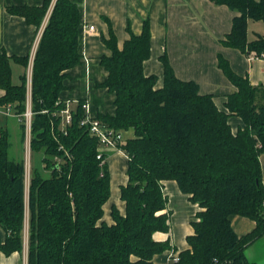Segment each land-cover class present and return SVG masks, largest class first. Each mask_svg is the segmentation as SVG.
<instances>
[{"label":"trees","instance_id":"trees-1","mask_svg":"<svg viewBox=\"0 0 264 264\" xmlns=\"http://www.w3.org/2000/svg\"><path fill=\"white\" fill-rule=\"evenodd\" d=\"M210 1L238 12L220 42L246 55H262L264 35L248 40L247 22H264V0ZM46 6L9 10L37 26ZM79 25L77 5L56 0L33 58L30 150L37 161L31 163L28 185L27 264H154L155 255L177 251L169 238H154L170 230L163 191L167 180H175L200 208L191 221L193 232L186 236L187 248L177 251L179 258L171 264H255L245 249L264 234V84H252L220 56L218 66L235 86L221 110L195 81L176 77L165 59L161 81L144 73L147 28L122 48L111 34V54L100 58L107 75L98 85L113 93L115 108L94 117L124 132L117 147L127 156V180L120 186L124 210L112 204L107 222V154L97 158L101 142L81 124L85 101L73 102L70 122L62 123L60 92L68 69L81 57ZM11 58L24 68L18 83L12 81ZM27 62V56L0 53V106L11 105L23 140ZM232 115L243 123L236 131L229 124ZM9 147L8 132L1 130L0 250L6 255L22 250L26 214L24 160L11 159ZM232 215L253 219L255 227L237 235Z\"/></svg>","mask_w":264,"mask_h":264},{"label":"crops","instance_id":"crops-1","mask_svg":"<svg viewBox=\"0 0 264 264\" xmlns=\"http://www.w3.org/2000/svg\"><path fill=\"white\" fill-rule=\"evenodd\" d=\"M56 0H0V53L10 57H28L25 69L27 99L31 96L32 63L42 32L48 22ZM80 11L78 64L68 69L64 88L60 92L61 100L88 103L89 113L114 112V95L100 87L107 72L100 63V58L110 55L107 41L111 34L116 46L122 48L132 35H140L147 28L149 33V55L143 61L145 74H156L161 81L164 59L172 67L176 77L193 80L198 84L201 94L213 95L214 102L225 110L228 94L235 86L218 66L221 56L226 59L231 69L248 77L252 84H264V55H246L240 50L223 45L220 40L231 30L232 20L237 11L223 4H214L210 0H69ZM46 3V11L39 25L28 22L25 17L11 13V6L40 7ZM247 22V38L254 39L256 34L264 35V24H254L257 33L250 38ZM254 21V20H253ZM263 22V21H262ZM264 23V22H263ZM94 26L90 30V26ZM260 32V33H259ZM12 81L18 83L24 72L22 65L13 58L10 60ZM4 91L0 88V97ZM229 124L233 131L242 126L239 116L232 115ZM8 132L10 147L9 157L24 160L25 165V203L27 228H23L22 250L8 255L0 250V264H27L28 247V185L31 170V150L27 152L26 138H22L19 119L12 114L0 113V131ZM130 135V132L127 133ZM15 140V152L11 150V141ZM107 164L110 172V198L104 204L103 218L111 222L110 209L115 204L121 212L124 202L120 200V186L127 180V156L117 150L107 148ZM13 156V157H12ZM262 182L264 185V151L260 154ZM164 194L167 197L166 209L169 212L170 230L168 233L157 232L154 238H169L170 244L177 250L187 248L186 236L193 232L191 221L200 209L197 203L181 192L175 180L164 182ZM231 226L237 235H244L255 227V221L248 217L232 215ZM4 232L0 228V239ZM166 253L154 256V264H170ZM245 255L250 262L264 264V234L253 241Z\"/></svg>","mask_w":264,"mask_h":264},{"label":"built area","instance_id":"built-area-1","mask_svg":"<svg viewBox=\"0 0 264 264\" xmlns=\"http://www.w3.org/2000/svg\"><path fill=\"white\" fill-rule=\"evenodd\" d=\"M90 30L94 29V26L89 27ZM264 55V51L262 53ZM65 106L61 110L62 115V123L67 124L71 120V105L73 101L66 100L64 101ZM82 107L85 111V117L81 120V124L86 125L88 130L91 134L97 136L101 142V146L99 148V153L97 154V158L101 159L102 152H104L105 149L111 148L114 150H117L118 152H122L118 147L117 144L123 142L125 139V134L120 129H113L110 128L103 123H101L97 118L92 116L89 113V106L87 102H84L82 104ZM12 112L11 105L8 104L4 107L0 106V113L9 114ZM31 116H32V110H31V104L30 100L27 99L26 102V109L22 113V118L25 124V140H26V148L27 152H29L30 149V127H31ZM264 205V200H263ZM178 254L175 250L170 249L167 251L166 255V261L167 262H176L178 260Z\"/></svg>","mask_w":264,"mask_h":264},{"label":"rangeland","instance_id":"rangeland-1","mask_svg":"<svg viewBox=\"0 0 264 264\" xmlns=\"http://www.w3.org/2000/svg\"><path fill=\"white\" fill-rule=\"evenodd\" d=\"M257 23H259V24H264L262 21H251V24H250V28L248 29V37H252L253 35H254V33H257L258 32V29L260 30L261 28H263V25H261L262 27L260 28V27H257L256 28V25L254 26V24H257ZM260 33V32H259ZM9 114H12V112H10ZM11 143H12V146H11V150H12V152L14 151L15 152V147L17 146V144H16V141L15 140H12L11 141ZM13 157V156H12ZM36 161H37V157L36 156H32L31 157V162L32 163H36ZM26 204H27V198H26ZM24 225H25V227L27 228V211H26V214H25V221H24ZM177 252V251H176ZM166 255H167V253H166ZM170 264H171V262H169Z\"/></svg>","mask_w":264,"mask_h":264}]
</instances>
